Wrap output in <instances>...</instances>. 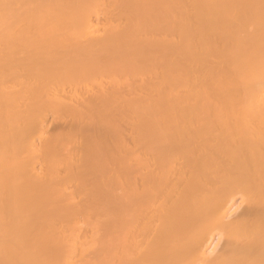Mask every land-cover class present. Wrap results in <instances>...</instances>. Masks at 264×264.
Returning a JSON list of instances; mask_svg holds the SVG:
<instances>
[{"label": "bare ground", "instance_id": "6f19581e", "mask_svg": "<svg viewBox=\"0 0 264 264\" xmlns=\"http://www.w3.org/2000/svg\"><path fill=\"white\" fill-rule=\"evenodd\" d=\"M0 264H264V0H0Z\"/></svg>", "mask_w": 264, "mask_h": 264}]
</instances>
